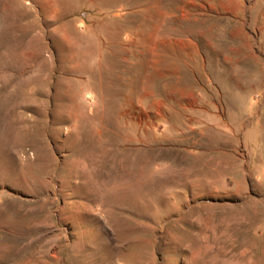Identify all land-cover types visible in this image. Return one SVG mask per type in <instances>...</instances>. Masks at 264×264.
I'll use <instances>...</instances> for the list:
<instances>
[{
    "label": "rangeland",
    "instance_id": "rangeland-1",
    "mask_svg": "<svg viewBox=\"0 0 264 264\" xmlns=\"http://www.w3.org/2000/svg\"><path fill=\"white\" fill-rule=\"evenodd\" d=\"M0 264H264V0H0Z\"/></svg>",
    "mask_w": 264,
    "mask_h": 264
}]
</instances>
